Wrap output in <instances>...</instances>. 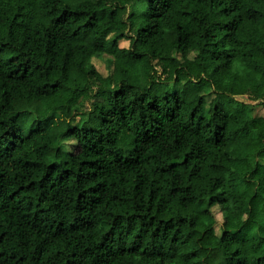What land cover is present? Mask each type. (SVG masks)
Returning <instances> with one entry per match:
<instances>
[{
  "label": "trees",
  "instance_id": "16d2710c",
  "mask_svg": "<svg viewBox=\"0 0 264 264\" xmlns=\"http://www.w3.org/2000/svg\"><path fill=\"white\" fill-rule=\"evenodd\" d=\"M257 105L264 0H0V264H264Z\"/></svg>",
  "mask_w": 264,
  "mask_h": 264
},
{
  "label": "rangeland",
  "instance_id": "374dc122",
  "mask_svg": "<svg viewBox=\"0 0 264 264\" xmlns=\"http://www.w3.org/2000/svg\"><path fill=\"white\" fill-rule=\"evenodd\" d=\"M127 44H128L127 40H121L120 41V45H127ZM193 55L194 54L192 52L190 54V57H192ZM92 60L95 64L96 68H98L102 73H104V74L108 73V71L110 69L107 68L106 64L104 63V61L102 59L94 57ZM245 97H247V96L242 95V98H245ZM247 101H250L251 103L256 102V100H251V99H247ZM251 112H252V114H256L258 116H261V115L264 116V107L257 105L251 110ZM56 115H59V114H56ZM213 212H214L215 218L217 219V224H219L222 220V215H221V212L219 211L217 206L213 207ZM216 230L218 231V226L216 227Z\"/></svg>",
  "mask_w": 264,
  "mask_h": 264
}]
</instances>
